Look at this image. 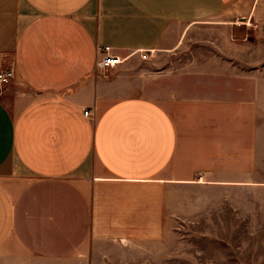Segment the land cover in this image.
I'll return each instance as SVG.
<instances>
[{"label": "crops", "instance_id": "crops-1", "mask_svg": "<svg viewBox=\"0 0 264 264\" xmlns=\"http://www.w3.org/2000/svg\"><path fill=\"white\" fill-rule=\"evenodd\" d=\"M242 4L0 0V68L14 73L0 86V255L155 249L173 193L207 170L198 103L128 94L124 63L99 68L97 50L110 46L127 63L172 52Z\"/></svg>", "mask_w": 264, "mask_h": 264}, {"label": "rangeland", "instance_id": "rangeland-1", "mask_svg": "<svg viewBox=\"0 0 264 264\" xmlns=\"http://www.w3.org/2000/svg\"><path fill=\"white\" fill-rule=\"evenodd\" d=\"M242 10L247 18L193 28L175 51L121 63L128 94L198 103L207 170L173 193L155 249L0 255V264H264V0H244Z\"/></svg>", "mask_w": 264, "mask_h": 264}, {"label": "built area", "instance_id": "built-area-1", "mask_svg": "<svg viewBox=\"0 0 264 264\" xmlns=\"http://www.w3.org/2000/svg\"><path fill=\"white\" fill-rule=\"evenodd\" d=\"M110 46H103L98 48L97 53L99 54L98 59L96 60V66L99 68L112 67L117 64L122 63L124 58L119 57L111 53ZM147 53H142V56H146ZM14 77L13 70L11 68H0V86L8 83ZM90 111L84 110L83 114L89 116Z\"/></svg>", "mask_w": 264, "mask_h": 264}]
</instances>
